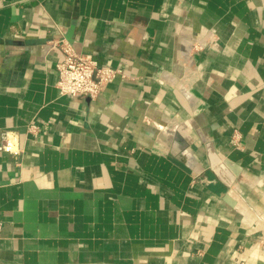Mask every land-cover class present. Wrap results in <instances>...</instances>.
Here are the masks:
<instances>
[{
    "label": "crops",
    "instance_id": "0c3cea01",
    "mask_svg": "<svg viewBox=\"0 0 264 264\" xmlns=\"http://www.w3.org/2000/svg\"><path fill=\"white\" fill-rule=\"evenodd\" d=\"M5 131L0 264H264V0H0Z\"/></svg>",
    "mask_w": 264,
    "mask_h": 264
},
{
    "label": "built area",
    "instance_id": "2783aa9c",
    "mask_svg": "<svg viewBox=\"0 0 264 264\" xmlns=\"http://www.w3.org/2000/svg\"><path fill=\"white\" fill-rule=\"evenodd\" d=\"M55 45L61 51V59L56 64L58 74L56 86L61 96H82L94 99L119 73L114 68L100 66L91 55L75 50L67 42L58 41ZM38 131L37 125L28 124L27 132L33 134ZM233 144L238 146L236 136L233 139ZM0 151L14 156L22 154L23 148L19 145L16 132H3ZM2 226L3 223L0 221V236Z\"/></svg>",
    "mask_w": 264,
    "mask_h": 264
}]
</instances>
